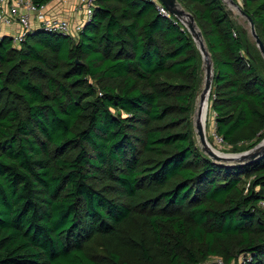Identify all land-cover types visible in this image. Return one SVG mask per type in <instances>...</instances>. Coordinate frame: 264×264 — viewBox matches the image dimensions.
<instances>
[{
	"label": "trees",
	"instance_id": "obj_1",
	"mask_svg": "<svg viewBox=\"0 0 264 264\" xmlns=\"http://www.w3.org/2000/svg\"><path fill=\"white\" fill-rule=\"evenodd\" d=\"M179 1L211 53L215 133L249 150L264 58L224 0ZM239 5L264 43V0ZM202 66L152 0H98L77 35L0 36V264H264V154L203 152Z\"/></svg>",
	"mask_w": 264,
	"mask_h": 264
},
{
	"label": "water",
	"instance_id": "obj_2",
	"mask_svg": "<svg viewBox=\"0 0 264 264\" xmlns=\"http://www.w3.org/2000/svg\"><path fill=\"white\" fill-rule=\"evenodd\" d=\"M164 6L167 7L169 12L176 16L181 22L185 24L188 31L191 33L194 38L198 48L202 54L203 58V66L202 70L205 71L204 77V89L200 95L201 101L200 105L196 106L197 109V117L194 118V128L196 132V137L199 145L201 146L203 152L209 155L213 160L217 162H228L233 164H244L248 161H253L256 158L262 156L264 154V138L261 142H259L253 148L240 152V153H220L213 149L212 145L209 143L205 124L202 121L203 116V104L207 103L209 107V96L212 90L213 80H214V66L211 58V53L209 52L203 32L199 28L197 22L195 21L194 15L187 11L181 4L179 0H160ZM225 6L227 8V12L233 16V10L231 7H236L240 10L241 14L247 19L250 25V33L256 41V44L264 58V43L256 32L255 24L253 19L246 15L245 11L241 9V6L235 0H224ZM230 7V8H229ZM208 117V115H207Z\"/></svg>",
	"mask_w": 264,
	"mask_h": 264
},
{
	"label": "built area",
	"instance_id": "obj_3",
	"mask_svg": "<svg viewBox=\"0 0 264 264\" xmlns=\"http://www.w3.org/2000/svg\"><path fill=\"white\" fill-rule=\"evenodd\" d=\"M152 1L161 14L172 17V14L160 0ZM235 1L241 3L243 0ZM97 3L98 0H79L75 10L77 12L83 11L86 20L74 28L68 19L48 15L45 5L39 6L34 0H0V36L9 34L13 37L15 44H20L36 28L77 35L83 29L84 24L92 17ZM15 26L18 27V30L14 33L6 31L7 27ZM219 262L222 263L220 260Z\"/></svg>",
	"mask_w": 264,
	"mask_h": 264
},
{
	"label": "rangeland",
	"instance_id": "obj_4",
	"mask_svg": "<svg viewBox=\"0 0 264 264\" xmlns=\"http://www.w3.org/2000/svg\"><path fill=\"white\" fill-rule=\"evenodd\" d=\"M183 6V5H182ZM184 7V6H183ZM185 8V7H184ZM230 8V7H229ZM186 9V8H185ZM231 9L233 10V17L235 20H237V22L239 24H242L244 25L248 31H250V25L248 23V21H246L247 19L241 14L240 10L236 7H231ZM187 10V9H186ZM188 11V10H187ZM83 12H80L79 14L81 15ZM79 15V19L81 18V16ZM86 19V18H85ZM181 21V20H180ZM73 20L71 21V26H73ZM183 23V22H182ZM184 24V23H183ZM185 26V24H184ZM7 31V29H6ZM9 31L11 33H14L15 31L9 29ZM198 46V45H197ZM203 77H205V71L203 70ZM203 89H204V81H203V84H202V88H201V91L199 92L198 94V97H197V102H196V106H199L200 105V101H201V98H200V95L201 93L203 92ZM196 106H195V111H194V114H193V121H194V118L197 117V109H196ZM206 132H207V136H208V139L211 143V145L220 153H240V152H243L245 150H238L236 152L232 151L234 148L231 147V146H228V145H224L221 141L220 138H218V136L216 135L215 133V119H214V113L210 110V107H209V110H208V117H207V124H206ZM239 149V148H238ZM211 260H216V259H211Z\"/></svg>",
	"mask_w": 264,
	"mask_h": 264
},
{
	"label": "crops",
	"instance_id": "obj_5",
	"mask_svg": "<svg viewBox=\"0 0 264 264\" xmlns=\"http://www.w3.org/2000/svg\"><path fill=\"white\" fill-rule=\"evenodd\" d=\"M79 0H52L45 5V10L48 15L57 16L60 18L68 19L71 23L73 20V27L80 25L85 22V13L83 11L77 12L76 6L78 5ZM80 12H83L81 15ZM79 15L81 18L79 19ZM9 29L16 31L18 27H7Z\"/></svg>",
	"mask_w": 264,
	"mask_h": 264
},
{
	"label": "bare ground",
	"instance_id": "obj_6",
	"mask_svg": "<svg viewBox=\"0 0 264 264\" xmlns=\"http://www.w3.org/2000/svg\"><path fill=\"white\" fill-rule=\"evenodd\" d=\"M200 103V102H199ZM201 104V103H200ZM208 110H209V107H208V105H207V103H204L203 104V116H202V121L204 122V124H205V130L207 129L206 128V124H207V115H208ZM206 135H207V132H206ZM207 138H208V136H207ZM208 141H209V139H208ZM209 143H210V141H209ZM211 144V143H210ZM213 147V146H212ZM213 149L215 150V151H217L214 147H213ZM218 152V151H217Z\"/></svg>",
	"mask_w": 264,
	"mask_h": 264
}]
</instances>
